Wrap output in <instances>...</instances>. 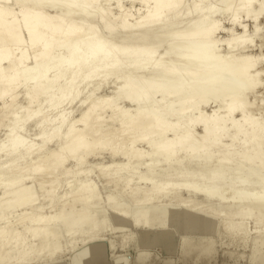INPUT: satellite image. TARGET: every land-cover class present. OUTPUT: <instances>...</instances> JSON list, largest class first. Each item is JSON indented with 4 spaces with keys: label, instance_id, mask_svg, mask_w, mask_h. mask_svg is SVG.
<instances>
[{
    "label": "bare ground",
    "instance_id": "6f19581e",
    "mask_svg": "<svg viewBox=\"0 0 264 264\" xmlns=\"http://www.w3.org/2000/svg\"><path fill=\"white\" fill-rule=\"evenodd\" d=\"M108 222L264 264V0H0V264H93Z\"/></svg>",
    "mask_w": 264,
    "mask_h": 264
},
{
    "label": "rangeland",
    "instance_id": "374dc122",
    "mask_svg": "<svg viewBox=\"0 0 264 264\" xmlns=\"http://www.w3.org/2000/svg\"><path fill=\"white\" fill-rule=\"evenodd\" d=\"M227 20H228V17H224L221 20L222 25L223 26L225 25V27H227L229 25ZM259 23L262 25L263 19H259ZM248 25L251 26L252 24L249 22ZM76 113L77 112H75V114ZM29 133L32 134V131H29ZM102 156L105 157L104 161L108 160V159H106L105 155H102ZM98 160H100V159H98ZM92 178H94V176H92ZM96 182H97L99 188L101 187L100 188L101 192H103L104 186H106L105 185L106 183H104L103 180H100V181L97 180ZM182 194H181L182 198H185L183 196L187 197L186 193H182ZM161 200L162 199H160V201ZM165 201L166 200H163V201H161V203L162 202L165 203ZM204 206H206V204H204ZM250 225H252V224L249 223L248 227H252ZM107 226H109V227H107ZM157 226H155L156 227L155 232H158L161 229L160 224H157ZM104 228H107V229H104ZM198 228H194L196 230H194L195 233L192 232L193 234L189 233V232L186 233L185 231H183L185 233H182V226H178V228L176 230L173 229L172 246L171 247L165 246V245H152L149 247L147 246L148 248L147 247L142 248V247H140V245L135 240V233H134L135 228L126 226L125 228L121 229V228H117L114 224L112 225V222L111 223L108 222L100 228L101 231L99 230L101 243L103 242L102 244H104V241H105L104 250L105 249L106 250L104 251L103 258L101 260H98L97 262H95L93 264H100V263L101 264H114L116 261H120L121 263H119V264H248V260H247L248 248H243L242 246H238L236 244L235 245L234 244H230V245L226 244V242H224V241H226L225 238H219L216 236V234H214V233L212 234L211 229L206 228V229H208L207 232L210 233V234H208L205 229L200 230L202 228H199V230H198ZM102 229H103V231H102ZM136 229H138V228H136ZM104 230L105 231L107 230L106 233ZM178 230H180V231H178ZM183 230H184V228H183ZM197 230L202 231V234H200V232H199L200 236L198 235V232L196 233ZM206 233H207V235H206ZM183 234L189 235V237L191 239L193 238L192 240H194V242H198L199 240H201L202 236H205V235H206V237L212 236L214 238L213 240H215L214 251L210 255H207V256L206 255H199L198 257L195 256L194 250L190 251L189 253L184 254L181 250L182 249L181 248V235H183ZM101 235L104 237H102ZM107 235H109V236H107ZM199 237H200V239L197 241L196 239H198ZM105 238H108V239L106 240ZM109 241H112V242L114 241L113 247L109 246ZM77 243L76 244L78 246H81L80 240H78ZM121 243H122V245H121ZM143 252L144 253L146 252L147 257L145 258L144 262L140 263L139 261H137V257L140 254H143ZM237 253H239V254H237ZM240 253H241V255H240ZM228 254H229V256H228ZM184 255H187V256H184ZM231 255H232V257H231ZM64 257L65 258L61 259V261L60 260H59V262L57 261L58 263L55 262L53 264H71L70 261L68 260V255L66 254V252L64 253ZM64 259H66V260L64 261ZM87 264H92V263H87Z\"/></svg>",
    "mask_w": 264,
    "mask_h": 264
}]
</instances>
